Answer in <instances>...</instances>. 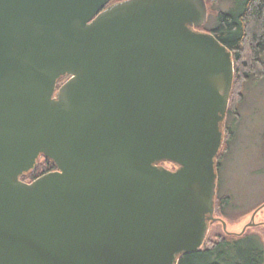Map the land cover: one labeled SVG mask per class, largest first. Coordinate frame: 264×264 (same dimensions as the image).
Segmentation results:
<instances>
[{
	"label": "water",
	"instance_id": "95a60500",
	"mask_svg": "<svg viewBox=\"0 0 264 264\" xmlns=\"http://www.w3.org/2000/svg\"><path fill=\"white\" fill-rule=\"evenodd\" d=\"M109 2L0 0V264H177L206 240L233 53L206 0Z\"/></svg>",
	"mask_w": 264,
	"mask_h": 264
},
{
	"label": "trees",
	"instance_id": "16d2710c",
	"mask_svg": "<svg viewBox=\"0 0 264 264\" xmlns=\"http://www.w3.org/2000/svg\"><path fill=\"white\" fill-rule=\"evenodd\" d=\"M208 1L210 11L211 3L208 4ZM212 10L217 24L210 29L203 28L210 30L233 53L234 78L229 107V113H233V97L237 96L240 102L243 95L238 87L240 81L250 74L264 76V0H242L235 9L223 11L213 7ZM54 169L55 164L42 157L38 165L21 179L32 180ZM177 264H264V243L253 232L232 234L210 231L202 246L196 252L181 255Z\"/></svg>",
	"mask_w": 264,
	"mask_h": 264
},
{
	"label": "rangeland",
	"instance_id": "374dc122",
	"mask_svg": "<svg viewBox=\"0 0 264 264\" xmlns=\"http://www.w3.org/2000/svg\"><path fill=\"white\" fill-rule=\"evenodd\" d=\"M241 1H208L211 6L203 27L210 29L217 24L218 20L212 10L213 7L227 11L237 8ZM203 27L202 30H207ZM250 75H246L245 80L240 81L238 87L242 90V99L238 102L237 96L233 97L234 111L228 116L229 124L235 133V140L224 159L220 189H227L230 192L229 215L235 218L227 219L228 223L224 222L226 231L240 232L243 225L249 221L252 210L264 201V76ZM41 160L42 157L38 162ZM162 164L168 169L176 167L171 162ZM263 218L264 207L256 214L255 220ZM255 230L257 232L254 229H249L253 234L259 235L264 243V229L257 228Z\"/></svg>",
	"mask_w": 264,
	"mask_h": 264
},
{
	"label": "flooded vegetation",
	"instance_id": "af4514ba",
	"mask_svg": "<svg viewBox=\"0 0 264 264\" xmlns=\"http://www.w3.org/2000/svg\"><path fill=\"white\" fill-rule=\"evenodd\" d=\"M120 1H122V0H120ZM116 2H119V1H116ZM116 2H112L110 0L109 4L116 3ZM68 77L69 76L63 77L62 82L59 84L57 83V87L60 86ZM230 93H231V91H230ZM229 107H230V97H229L228 110L226 113L225 121L223 123L222 144H221L220 151H219V154L217 156L216 164H215L217 180H216V192H215V196H214V219L210 221L208 233L210 231H212L213 233L214 232L216 233V231H220V232H226V233H232V234H243L246 232H249V233L252 232V231H249V229H254V231L257 232V230H255L257 228L264 229V218L259 219V220H255L256 214L260 211L261 208L264 207V201L261 202L259 205H257V207H255L252 210L249 221L243 225L240 232L226 231L224 226H223L224 222L228 223L227 219L231 220V218H235L234 216L229 215V210H230L229 205H230V201H231L230 192L227 189H224V190L220 189V176H221V171H222L221 169L224 165V159L227 156V154H228V152H229V150H230V148H231V146L235 140L234 130H233L232 126H230V124H229L230 120H229L228 116L231 115V113H229ZM263 138H264V136H263ZM230 140H231V142H230Z\"/></svg>",
	"mask_w": 264,
	"mask_h": 264
}]
</instances>
